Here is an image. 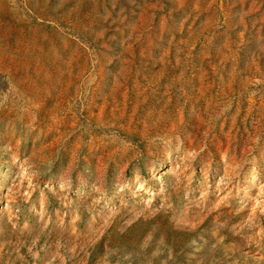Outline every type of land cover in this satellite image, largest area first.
<instances>
[{"label": "rangeland", "instance_id": "374dc122", "mask_svg": "<svg viewBox=\"0 0 264 264\" xmlns=\"http://www.w3.org/2000/svg\"><path fill=\"white\" fill-rule=\"evenodd\" d=\"M0 264H264V0H0Z\"/></svg>", "mask_w": 264, "mask_h": 264}]
</instances>
